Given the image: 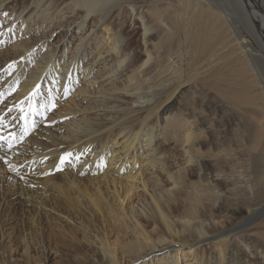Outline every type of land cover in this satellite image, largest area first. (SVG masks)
Here are the masks:
<instances>
[{"label":"bare ground","instance_id":"obj_1","mask_svg":"<svg viewBox=\"0 0 264 264\" xmlns=\"http://www.w3.org/2000/svg\"><path fill=\"white\" fill-rule=\"evenodd\" d=\"M9 1L0 0V9H5ZM206 1L210 2V6L205 4ZM205 2L30 0L22 8L10 5L12 21L9 26L0 28V55L2 52L7 54L0 63V78L4 74L8 75L4 84L9 83L10 89H14V95L0 102V111L16 106L20 109L23 101L22 106L28 112L27 98L39 86L35 106L41 118L39 121L29 114L27 135L24 134L25 121L20 119L21 112L14 122L9 115L4 127L0 129V136L5 137L6 142L12 139L13 133L16 137L13 142L23 137L18 142L22 148V160L18 159L17 163L29 162L27 166L33 167L35 171L32 173L37 175L30 182L28 177L24 178L27 182H21L18 189L22 190L21 196L26 198L24 202L40 210L50 209L47 211L57 214L51 216V219L60 224L64 212L68 220L69 216H76L73 211L89 213V218L81 222L82 226L80 224L76 230L65 232L66 224L60 227L57 225L58 228L52 230L55 234L51 232L48 235L49 246L60 244L66 252L74 254L77 244H94L102 248L104 253L103 260L96 264H121L116 262L114 249L122 250L124 255L128 253V259L146 255L148 249L149 252L152 249L161 253L174 251L177 253H172L170 259L175 264H180V259H186L188 264L190 261H194V264H264V235L257 232L256 228L248 229L249 225L255 223L248 224L250 221L264 214V192H259L255 186L256 181L249 172V165L236 164L229 170H222L219 158L229 157L230 154L223 147L224 144L217 149L213 148L212 133L208 137L212 146H207L212 158L198 157L199 147L203 144L193 132L194 118L184 113L183 107L186 104L180 103L181 100L179 111L174 110V96L178 95L176 92L180 85L188 82L183 79V53H179L182 38L178 24H183L182 32L187 40V19L195 12V18L204 31L203 37L210 47L206 61L210 67L220 65L224 69V75H217V78L225 76L222 80L227 81L229 78L238 85L237 92L242 98L237 102L244 106L239 109H242L248 121H254L255 131L249 137L250 150L264 161V83L259 77V73L264 76V0H230V7L222 6L221 0ZM201 16L206 18L201 19ZM234 16L236 19H244L249 29L247 35L254 41L241 33L238 25L233 23ZM125 18L131 24L135 25V21L141 24L142 45H133L132 34L124 32L122 21ZM15 26L18 29L16 33L20 31L25 35L30 32L33 36L23 42L11 40V35L16 34L11 32ZM53 37L56 40L53 44L49 43ZM216 37H219L220 43L217 48ZM61 47L65 49L62 52L66 51L67 64L60 58L62 55L59 56ZM46 49L47 52L42 54ZM141 56L144 58L141 59ZM15 61L18 65L11 72L8 66ZM60 63H65L61 65V75L57 70ZM31 64L34 67L25 77L24 68L28 69ZM189 69L190 65L187 73ZM21 78H24L23 81ZM187 78L189 80L188 74ZM252 82H256V87H253L257 92L254 99L248 91ZM5 88L4 85L0 90L3 94L0 99L7 94ZM48 99H57L60 106L51 117L39 107L46 104L48 108L44 101ZM212 108L208 114L209 120L226 109L217 103ZM94 110L98 112V118H93ZM190 110L194 108L190 107ZM161 114L163 124L157 126L155 122ZM35 122H41L39 124H45V127L37 126ZM34 128L36 131L32 132ZM119 138L123 139L120 145ZM171 140L177 141L181 147L182 165L175 160L170 163L173 157L170 156L167 143ZM243 150L238 149L239 153ZM67 153H72V156L60 165V158ZM1 160L4 164L15 166L16 163L12 159ZM121 160L125 161L124 165L129 167V171L135 165H144L142 170L148 174L150 182L143 185L147 197L141 201L139 211L132 209L127 216L130 220L126 223L123 203L127 197L102 192L100 186L93 183L95 178L88 177L93 172V165L102 167L101 172L104 173L105 169H116V164ZM83 162L86 168L79 173L85 167ZM58 165L79 167L77 176H66L68 186L55 182L57 175H53L52 170L55 173ZM195 168L197 174L193 170ZM195 176L196 184L190 182L189 178ZM6 179L7 176L0 172L1 184ZM52 194L56 195L57 202L50 197ZM224 201L228 209L225 220L220 213ZM68 208L71 210H64ZM246 211L249 214L248 225L233 228V222L244 225L248 216ZM26 212L25 215L30 217L23 224H31L32 238L27 236L25 239L23 236L22 242L24 254L31 262L30 244L38 240V244L43 245L45 233L41 229V218L38 219L39 211L26 209ZM95 213L102 214L103 222L124 225L122 229L109 226L99 231L90 220ZM214 216L220 220L221 230L214 227ZM10 220L8 215L0 212L1 232ZM95 229L97 234L90 238L88 233ZM106 231L113 234L112 242L111 235L107 236ZM128 235L132 242L130 245L124 239ZM207 240L209 243L214 242V262L206 250L200 248L201 244H208ZM162 242L167 243L161 247L159 245ZM174 243L179 248L175 249ZM2 244L0 241V248ZM233 246L239 257L232 251ZM184 248L188 249L180 252L182 258H179L178 251ZM239 249L248 254L245 261H242ZM1 250L4 254V248ZM76 257L77 264H82L80 258ZM188 257L190 260H187Z\"/></svg>","mask_w":264,"mask_h":264},{"label":"rangeland","instance_id":"obj_2","mask_svg":"<svg viewBox=\"0 0 264 264\" xmlns=\"http://www.w3.org/2000/svg\"><path fill=\"white\" fill-rule=\"evenodd\" d=\"M29 1L30 0H10L8 2L9 4L7 5L5 9H0V28L2 29L5 25L9 26V23L12 21L10 14H9V12L11 11V7L16 6L17 8H22ZM199 1L205 2V0H199ZM206 2L205 4L209 5L210 2L208 3ZM221 2H222V6L224 5L227 7L232 6L230 5V0H221ZM227 14L229 13L227 12ZM205 18L206 16H201V19H205ZM136 22L137 21H135V25L134 23L131 24V21L130 20L128 21V19L126 18L125 20L122 21V23L125 25L124 32L132 34L133 36L132 43L133 45L138 46V45H142L141 43L142 42V30H141L142 27H141V24L138 25L136 24ZM233 23H235L236 26L238 25L237 28L241 31V33L243 32L244 36L246 35V37L253 40L252 37H249V35H247V32H248L247 30L249 29L246 25V22L244 21L242 17H239L236 19V16H234ZM187 25H188V34H189L187 40H185V35L182 32V26H183L182 23L178 24V29L179 31H181V38H182V43L179 45L180 47L179 49L181 50L179 53H183V63H182L184 67L183 79L184 81H188V82L186 84H181L179 89L177 90L176 95L177 94L178 95L174 96V102H175L174 110L177 112L179 111L180 109L179 101L181 100L180 103L184 102L183 105L186 104V106L183 107V110L185 111L184 113L194 118L195 123H194L193 132H195V134L198 136L200 143L203 144V146L199 147L198 157H204L208 159L212 158L211 154L208 151L209 148L207 147L209 145L212 146L208 140L209 135L212 133L214 135L213 148L217 149L222 144H224L225 146L223 147H225L227 152L230 154L229 157L224 156L222 158H219V160L221 161L220 167L222 168V170L226 171L232 168L233 165L247 163L250 169L249 172L256 181L255 186L259 188V192H264V190H262V188H264V161L261 157L254 155L256 152H253L252 150H250L251 146H250L249 137L255 131L253 127L254 121H251V120L248 121L246 119L247 116L244 117L242 109H239L241 107H244L242 104L237 102L239 99L242 98L240 96V93L237 92L239 90V87L238 85H236V82H234V80H230L229 78L227 81L222 80L225 76H218L217 78V75H224L223 74L224 69L220 68V65L218 67H210L209 62L206 61L209 56L210 47L207 45V41L203 37L204 31H202V28L199 26V22L195 18V12H194V15L188 16ZM9 28L12 29L13 27L10 26ZM9 28L7 30H9ZM17 30L18 29L15 26V28L11 32L16 33ZM36 30H38V28ZM32 36L33 34H30V32L26 33L25 35H22V33L19 31L15 35L13 36L11 35V38H13L11 40L15 39V40H19V42H23ZM37 38H39V35H37ZM248 38L247 40L249 41L250 39ZM8 40L9 38H7L6 41ZM55 40L56 38L53 37V38H50L48 42L53 44ZM253 41L251 42L254 44ZM215 42H216L215 48L219 47L220 46L219 37L215 38ZM164 43L167 44V41L164 40ZM27 45H29V43ZM63 50H65L64 47L59 48V51H60L59 56L62 55V57L60 58L63 59V62L66 61V64H67V57H66L67 54H66V51L62 52ZM70 50L71 49L67 51H70ZM141 51H142V48L139 49V52ZM46 52H47V49L42 54H45ZM6 55H7L6 53H3V52L1 53L0 63L5 58ZM143 58L144 57L141 56V59ZM16 62L17 61L14 62L13 64L14 67L11 69V72H13V70L18 65ZM61 65H65V63H60L59 66L57 65V70L60 71V69H62L63 66ZM188 65H190V69H189V72L187 73ZM33 67H34V64H31V65H28V69L24 68L25 77L28 76V73L33 69ZM213 69H214V72H213ZM235 69L237 70V67H235ZM51 71H53V69H51ZM62 73L63 71H60L59 75H61ZM198 73L200 75H198ZM52 74H50V76ZM187 74L189 76V80L187 78ZM259 77L264 83V76L259 73ZM23 79L24 78H21L20 80L23 81ZM7 80H8L7 74H4L3 77L0 78V90L4 88V85L7 87L5 88V90L7 89V94L5 97H1L0 102L4 100H9L11 95H14L12 91L10 94L11 87L9 83L4 84V82ZM258 80L259 82L261 81L259 78ZM16 86L17 84L15 85V87ZM253 87H256V82L255 83L252 82L250 86L248 87V91L252 99L256 98V93H257L253 90ZM37 99H42V97L41 98L38 97ZM44 101L47 102L48 106L54 103L55 108H52L50 111H47V107L40 108V110H42L45 114L48 112L50 117L53 116V114H55L58 111L57 109L60 108L57 99H54V100L48 99ZM214 103L224 106L226 107V109L224 111H220L219 113H217L214 116V119L209 120L208 114L212 111L213 109L212 105H214ZM248 104H250V100H248ZM190 107L194 108V110H190ZM207 107H209V110ZM10 109L11 111H9ZM19 114H20V110L18 106L10 107V108L8 107V108H5L3 111H0V117H3V124L0 125V129L4 127L5 125L4 122L6 121L9 115H11V121L14 122L16 121L15 117L18 116ZM93 114H94L93 118H96V117L98 118V112H96V110H94ZM78 115H80V113H78ZM33 116H35L34 118H38L39 121H41L40 120L41 118L39 115H33ZM162 116L163 114L159 115V119H156L155 123L157 124V126H161L163 124V122L161 121ZM202 121L204 123H202ZM35 123H37V126L45 127V124H39L41 122H35ZM10 131L11 130H9V132ZM35 131L36 129L34 128L32 132H35ZM6 140L7 139L5 138V140L1 141L2 143H0V144H5L2 147H0V172H3L7 176V179L5 180V182H3V184H1L0 182V206H2L1 208L2 211L0 212L8 215V217H10L11 220L8 223V226L3 229V232H1V229H0V234H1L0 241L3 242L1 248H4V251H5V253L3 254L0 248V264H77L78 262H76L77 261L76 256L80 258V263L82 264H86V263L96 264L98 263V261H102L104 258L103 250L102 248H100L99 246H95L94 244L92 246H88L84 243L77 244L78 248H77L76 253L74 254L68 251L66 252L64 248L59 246L60 244L49 246L47 242L48 235L51 232L55 234V232L52 230H55L56 228H58V226L59 227L64 226L65 224H66L65 232H67V230H70V229L76 230L78 229L77 226H79L81 222H85V220L89 218V213L84 212V211L81 213L73 211L74 214H76V216L74 217L69 216V220H68L67 215L64 212L63 213L64 215H62V217L64 218H62L63 221L60 224L59 221L55 222L54 220L51 219L53 215H57V214H52V212L47 211L50 209L40 210L39 208H35L36 207L35 205L30 203L31 205L30 206L26 202H24L26 198L21 196L22 190L18 189L19 188L18 186L21 182H27V180H24V178L28 177L27 178L29 179L28 182H30V180H33V177H36L37 175H34L32 173L35 171L33 167L27 166L29 162L23 161L21 162V164H19L20 162L17 163L18 159L22 160L20 159L21 158L20 156H22V153H20L22 148H20L18 144V142L21 140V136L20 138L17 139V142L12 143L11 148H9L7 144L8 142H6ZM119 140H120L119 142V145H120L123 139L119 138ZM167 144H168L170 156L173 157L172 162L170 163H174V160H175L178 162L179 165L180 164L182 165V163L184 162H182V159H183L182 150H181V147L179 146V143L177 141L171 140ZM222 148L220 150H222ZM238 149H245V150L239 153ZM2 158L12 159L13 161L16 162L15 166L10 165L9 163L4 164L1 160ZM1 162L3 164H1ZM124 163L125 161L121 160L120 162L116 164L118 165L116 169H111V170L105 169L104 173L101 172L102 167L93 165L91 168L93 172H91V174L88 177L95 178L93 183L99 185L100 188L102 189V192L110 193V194L117 193V194H120L122 197L123 196L127 197L125 202L123 203L124 209L126 210V216H125V223H126L130 220L127 216L128 214H130V211L132 209H138L139 211L141 201L145 197H147L145 196L146 192L143 189V185L150 184V182H148V177H149L148 174H145V172L142 170V168H144V165H138V167L135 165V167L131 171H129V167L127 165H124ZM82 164L85 167H83V169L79 173H82V171L86 168L85 163L83 162ZM79 165H81V162H79ZM139 166H141V168ZM78 170H79L78 166L71 167L70 165H68V166L60 167V170H56L55 173H54V170H52V173L53 175H57L55 182H59L60 184H65L66 186H68V178L66 176L68 177L77 176ZM193 170L195 171V174L198 173V170L196 168ZM71 172H73V175ZM97 173H100V174H97ZM83 174H86V172ZM135 176L137 178H133ZM189 178H190V182H193L194 184L197 183L196 176L189 177ZM10 188H11V191H10ZM5 191L6 193H3ZM50 197L57 202L55 194H52ZM61 202H62V205H64L63 204L64 201L62 199H61ZM101 205H106V204L102 203ZM26 209L36 210L37 212L39 211L38 219L41 218L40 220V224L42 225L41 229H42V232L45 233V240H44L43 245L38 244L39 242L38 240H35V243H32V242H31L32 244L29 243L31 245L30 247L31 257L33 258L31 262L27 260V257L24 254V248H23L24 243L22 242L23 236L25 239L27 236H30L29 239L32 238L31 224L29 222L26 223V225L23 224L24 222L29 221L28 217H30V216L25 215L27 214ZM51 209L53 210V207ZM64 210L70 211L71 208L64 209ZM227 210H228L227 205L225 204V201H224L222 209L220 211L221 217H223V220L226 219L225 215H226ZM245 214L248 216L246 217L247 221L243 222L244 225H238V223L233 222V225L235 226L233 228H242L252 222H255L252 225H249L248 229L256 228L257 232H260L261 234L264 235V214L261 217L259 218L257 217L255 220L250 221L249 223H248L249 214L247 211L245 212ZM213 218H215L213 221L214 227L217 230H221L222 227L219 225L220 220L217 219L216 216H214ZM90 220L92 223H94L97 226L99 231H102L103 229L109 226H112L115 229H122L124 225V224H121V225L114 224L113 225L112 223H109V222H103L104 219L102 218V214L100 213H95L90 218ZM67 221H70V223L67 224L66 223ZM97 232L98 231L96 229L95 231H90V233H88V236L92 238L93 236L97 234ZM106 233H107V236L111 235L110 242H112L114 240L113 234H111L108 231H106ZM124 239H125V243L129 245L132 243L130 241V235L126 236ZM208 241L209 240H207V242L205 241L208 244H205V243L201 244L200 248H204V250H206V252L210 255L209 258H211V260H213L214 262V259L212 258V256L216 255L215 249L213 247L214 242L209 243ZM167 242H169V240H167ZM167 242H162L160 243L159 246L162 247L163 243H167ZM262 244L264 247V239L262 240ZM173 247H176L175 249L179 248L177 244L175 243L173 244ZM250 247H252V245H250ZM185 249H188V248H184L178 251L179 255L177 256L179 258L180 257L182 258V254L180 252H182ZM113 251L116 253V257H117L116 262L119 261L121 264H175L174 261L170 259V256L172 255V253H177L174 251L161 253V251L159 250H152V249H150L151 252H149V249H148L145 252L146 255H140L136 257L137 259L133 258L136 260H133V259H128L127 257L130 255H127L128 253L124 255L122 253V250L115 251L114 249ZM232 251L235 252L237 257H239V254L236 252L235 246L232 247ZM238 252L241 253L242 261H245L247 259L248 254H245L244 251L240 249ZM162 254H164V257H161ZM64 259H68V261L66 262ZM185 260L180 259L179 260L180 264L181 263L188 264ZM187 260H190L189 257L187 258ZM238 261H240L239 258H238ZM190 264H194V261H190Z\"/></svg>","mask_w":264,"mask_h":264},{"label":"snow or ice","instance_id":"obj_3","mask_svg":"<svg viewBox=\"0 0 264 264\" xmlns=\"http://www.w3.org/2000/svg\"><path fill=\"white\" fill-rule=\"evenodd\" d=\"M12 67H13V65L10 64L8 66L9 70L12 69ZM38 89H39V86H37V89L34 90L33 93L27 98L28 99V104H29L28 112H25V110H24V108L22 106L23 103H24L23 101L21 102V107L19 109L20 112H21L20 119L23 120V121H25V125H26L25 126V129H24V134L25 135H27V130H28L27 129V121H28V118H29V114H31V115H38L39 114V109L36 108V106H35V97L38 95ZM11 91H14V89L13 90H10V94H11ZM65 94H67V89H65ZM2 95L3 94L0 93V96H2ZM39 107L40 108H45L46 106L44 104H41ZM52 108H55V104L54 103L51 104L50 106H48L47 110H51ZM9 111H11V109ZM2 124H3V117H0V125H2ZM34 126L35 125L33 123L32 127H34ZM15 138H16L15 137V134L13 133L12 134V139L8 141L9 148L12 147V143L15 140ZM22 138L23 137H21V139ZM3 140H5V137L0 136V141H3ZM71 156H72V153H67L65 156H62L60 158V165H63L65 163L66 159L68 157H71ZM77 159H78V157H77ZM60 165L57 166V170H60Z\"/></svg>","mask_w":264,"mask_h":264}]
</instances>
